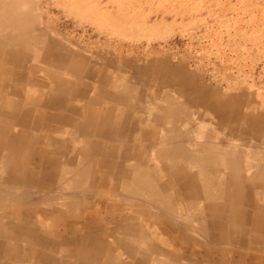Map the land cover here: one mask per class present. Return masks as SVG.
<instances>
[{"label":"crops","instance_id":"0c3cea01","mask_svg":"<svg viewBox=\"0 0 264 264\" xmlns=\"http://www.w3.org/2000/svg\"><path fill=\"white\" fill-rule=\"evenodd\" d=\"M32 23H35V25L33 24L34 28L39 25L38 22ZM38 27L40 28V25ZM46 35V33L43 34V37H46ZM39 39L38 37L37 41V38H35V44L27 48L16 46L13 48H3L0 46V65L2 63L4 68L2 70L4 73H0V92H2L0 93L2 94L0 95V115H2L0 116V122L3 126L2 129H5L2 133L5 132L8 135L12 132L11 129L15 128L17 131H20L19 134L34 139L39 135H48L60 140H65L66 142L62 144H57V146L55 145L48 148L60 153L59 160L66 159L63 157L64 152H71L72 156L70 157L76 160L77 155L75 153L77 152V147L83 145L85 142H83L85 138L84 134L87 132L84 127L80 126H84L87 120L88 124L91 121V125L89 126L91 129L89 127L86 128H89L88 134H91L89 137L91 140V154L88 157L90 159L87 158L88 161H91V227L83 228L81 229L82 231H80V235L84 239L89 238L91 240V244H89L91 245V257H93L91 264H97L103 260H106L104 261L105 263H113L115 261V264H124L122 259H124V255H127L129 251L134 255L138 254L137 249H135V244H131L129 241L130 235L125 234V230L132 231L131 226L136 227L141 223V225L144 226L143 223H145V220L142 215L140 216V218L142 217L141 219L130 218L136 216L134 212L138 209H146L153 217L163 216L167 218L166 220L173 221L175 228L170 230L169 234L177 240L175 242L176 245L184 241L189 242L190 246L193 245L196 239L191 236V232H207L211 237V247L218 244L220 240L217 233L221 227L211 224L214 218L207 220L202 229L198 223L204 214L216 216H222L228 213L232 214L227 211L229 207H226V210H224L225 199L221 193H223V184L226 185V183H228L226 187L228 191V185H230V182H236L234 178L239 176V173L242 172L241 174L245 178L248 177L249 182L252 179H264V146H258L264 144V111L255 110L254 112L260 116L256 120V123L259 124L258 130L257 133L254 134L253 132L256 130L255 128H251L254 124L241 123L240 119L234 120L236 117H234L233 109L240 113L241 97L239 93L228 88L224 89L218 85L200 82L198 79L194 78L190 70L184 67L165 64L161 68H159L161 65L154 66L151 76L152 93L147 101L144 99L138 101L137 98L133 97L135 94L130 88L112 85L114 81L111 82L112 87L110 90L106 89L103 91V93L108 92L112 95L111 99L101 98V90H97L98 87H95L91 90V101L80 95L82 87H86L85 84H81V82L77 81L79 84L73 87L72 81L74 82L75 80L66 78L64 75V73L75 75L73 72H67V70H65V67L69 66L71 62H74V59L68 60L65 58L64 53V51L74 50H66L62 38L61 40H56L54 45L50 48H48L45 42V48L42 49L38 47V42H40ZM78 59L79 58H75V60L80 61ZM87 67L89 66L86 65L85 71V64L77 66L76 74L81 76L85 72L89 73L90 71L87 70ZM2 71L0 69V72ZM20 71H22V73H20ZM27 72L30 77L37 78L41 85L26 81L25 79L28 76ZM49 72L60 73L58 77L63 80L64 83L70 85L65 87L63 84L62 88H55L53 81L48 79L50 76L47 73ZM160 72L167 73L168 80L166 79V82L168 85H157L156 87L154 85L156 84L154 80H156L155 78L159 76L156 75ZM49 81L53 83L50 89L51 92L54 93V91H56L59 97H61V104L58 106H49L46 100H42L44 96L47 99L46 95L48 93L46 92L49 90V87L44 86L43 83L48 86ZM4 86L9 87L10 91H3L2 88H4ZM17 89L19 90L18 93ZM29 92H32L33 95L36 96L29 97ZM4 93L8 95L6 96ZM38 93H44L45 95H37ZM124 95L126 96L124 97ZM220 100H222L223 106L215 105V103ZM14 106L15 108H13ZM69 107H72V109ZM87 107L89 109L91 107V115ZM6 112L8 115H6ZM11 115L15 117L13 118ZM51 115L57 116L56 119L59 118L60 121L74 120L77 122V125L76 127L72 125H60L65 123L58 122L55 124L57 127H60V129L52 133L50 129L47 128V119H49ZM11 119L12 121H10ZM23 119L26 123L21 122ZM166 127L170 129L167 130ZM112 131L116 135L111 138L108 133L111 135ZM167 135L168 137L166 138ZM174 142H176V145ZM173 146L175 148H173ZM39 147L35 145V149L39 150L41 148ZM256 147H258L260 151L256 150ZM176 152L180 153L181 156L184 155L186 158L183 157L184 159H182ZM104 159L106 162L103 161ZM99 160L100 162L98 163ZM111 160H113V162ZM39 162V160L32 156L29 158V163L31 165L45 166V163L43 164V162H40L39 164ZM121 164H123V166ZM117 167L123 168L119 169ZM93 169L95 171H93ZM249 169L251 174L248 172ZM244 171L247 176H245L246 174ZM106 172L107 174H105ZM143 174H147V177H144ZM118 175L121 177L119 178ZM251 175H253L254 178ZM142 177H144L143 180H148V183L151 184L153 188L156 187L155 189L157 191H163V194L170 196L173 202L171 208L167 209L164 206H160V204L149 205L151 203L149 198H145L146 196H144L143 192L138 190L139 181L142 180ZM260 186V181L253 184H245V186H243V192H245V195L248 193V196H250V199H253V201L248 202L247 210L245 211V207L242 205L244 204V198H242L241 202L239 200V203L235 204L238 206V208H236L238 209L237 213H239L241 209L249 214L250 217L255 216V214H262L264 217V208L262 209L263 212L258 211V208H256V210L253 208L255 207L254 203L260 206L264 203V192H262L264 188H260ZM164 189L166 191H164ZM232 189L231 186V191ZM113 190L116 191L113 192ZM116 192L117 194H114ZM187 192L191 193L189 194ZM98 194H100V196ZM118 194L124 196L126 200L125 198H123V202L118 200L120 197ZM219 196H222V198ZM145 199H148L150 203L147 204ZM101 200H103V204ZM207 201H217L216 206H208V204H206ZM115 209H117V211ZM170 209H172V212ZM167 210H170V212ZM56 215L60 218L65 217L67 220L71 221L77 220L74 219V217L68 219L66 215H62V213H56ZM135 221L137 223H135ZM78 227L80 228V226ZM99 227L101 228L100 230L98 229ZM90 228H92L90 231L91 237L88 233ZM150 228L157 233L168 232L161 225L157 227L153 225V227ZM54 229L55 235L53 237H72V244L63 245L62 247L70 248L73 246L74 248H79L84 245L82 241H80L78 234L71 233L66 229L55 226ZM253 229L255 228L251 227L250 231H253ZM62 231L67 233L62 234L63 237L59 236ZM41 232H44V229ZM98 232L101 233L104 243L100 248L102 253L99 254V256H97V245L95 244V239L99 234ZM253 232V235L251 234L248 240L249 246H251V248L253 247L252 249L255 253L257 252L258 255H262L257 249L260 251L264 249V219L263 228L255 229ZM164 234L152 238L153 241L155 240L158 242V246H168L169 241ZM118 239L122 242H117L116 240ZM54 245L57 246V244ZM46 247H48V245ZM190 252V249L186 250V253ZM168 260L175 261L173 258H169ZM218 261L219 260H216V262Z\"/></svg>","mask_w":264,"mask_h":264},{"label":"rangeland","instance_id":"374dc122","mask_svg":"<svg viewBox=\"0 0 264 264\" xmlns=\"http://www.w3.org/2000/svg\"><path fill=\"white\" fill-rule=\"evenodd\" d=\"M30 5L32 9L31 15L35 18L38 17L36 21H39L41 24L43 23V25H48V29L51 28L49 32H53L54 29L57 30L56 32H58L65 44L64 48L66 47L65 49L74 50L69 52L64 51V53L65 58L68 60L74 59V62H71L69 66H71V68L73 65L75 66V69H72L73 71L67 70L68 66L65 67V70H67V72H73L75 75H71L70 73H64V75L66 78L76 81H72L73 87L78 85L79 82L86 85V87H82L81 89L83 93L80 92L81 96L91 100V90L98 87L97 90L100 89L102 95H104L102 96L99 94L101 98L111 99L112 95L108 92H104V94L103 91L106 89L110 90L112 87L111 82L114 81L112 85L130 88L135 94L133 97L137 98L138 101H142V99L147 101L152 93L151 76L154 66L161 65L159 68L164 64L181 66L190 70L194 78L198 79L200 82L218 85L224 89L228 88L239 93L241 97L240 113L233 109L234 117H236L234 119L240 118L243 122L254 124L251 128H255L256 131L253 132L254 134L257 133L259 124L256 123V120L260 116L254 112L255 110L264 111V0H30ZM75 58H79L78 60L80 61L75 60ZM81 64H85V71L86 65H88L89 67H87V70L90 72H85L79 76L76 74V67ZM156 76H158L155 78L156 80H154V82L156 81V84H154L156 87L157 85H168L166 82L168 80L167 73L160 72ZM30 78L33 79V77ZM35 83L40 85L39 82H34L33 84ZM63 84L65 87L70 85L64 83V81L62 85ZM2 90L10 91L7 86H4ZM4 94L6 96L8 95L6 93ZM125 96L126 95H124V97ZM221 102L222 100L216 102L215 105L223 106ZM223 104L225 105L224 102ZM69 108L72 109V107ZM87 109L90 111L89 114L91 115V107L90 109L87 107ZM243 115L244 117L247 116L248 120L244 119V117H242ZM58 122L65 123L60 125L67 126H73L77 123L74 120H58ZM85 123L84 126L80 127L85 128L91 125V121L89 124L88 120ZM0 124V126H2L1 122ZM51 124L50 131L54 133L53 131L57 128V125L54 123ZM13 132L14 131L10 132L8 135L4 133V136H0V155L3 158L7 157L10 153L9 156H12L8 157V159H11L12 163L13 160L16 161V159L28 160L29 163V158L32 156L37 159V154L39 152H43L44 154L48 152V154L51 155V152H54V150L48 147L57 146V144L66 142L60 139L55 140V137L50 136L49 140L51 142H47L48 145H46V142L43 144V139L38 142L36 138L34 139L19 134L20 131L16 130V132ZM1 134L2 132H0V135ZM112 136H114V134ZM10 144H13L15 150L13 149L12 151V148H10L11 150L9 149ZM35 145L41 148L39 147V150L35 149ZM258 146H264V144ZM26 150L27 152H24ZM256 150L260 151L258 147H256ZM57 153L60 158V153ZM75 154L80 157L79 153L77 154L76 152ZM70 155L72 156L71 152L63 153L64 158ZM77 156L76 158H78ZM29 165L31 164L29 163ZM34 167L37 168L39 166ZM4 172L9 174L8 170ZM90 176L91 174L88 170V174L84 177L83 182L73 186V188L75 187L74 192H76L74 195L71 196V193L63 195L67 202L73 203L72 207H70L73 208V212L68 211V206L59 203V196L54 193L55 185L51 183L48 184L44 181L38 182L35 186L31 185L28 187L24 185L23 187H19L14 186L15 182L9 178H0V193H2L0 196V204L5 201L3 202L4 205L9 204L11 206L13 204L12 207L22 208L32 204V198L38 199L39 202L33 204L36 206L38 205L47 215L41 218L32 216L30 221L31 224L35 226L38 233L46 234V236L50 238L55 235L54 226L56 222L61 219L55 215L57 213H55V208L61 209L62 215H66L68 219L74 217V219L80 220L83 217V208L86 204L91 203ZM246 180L248 179H245V181ZM246 183L253 184L247 181ZM227 184L228 183L223 185V192H227ZM260 184L261 187H264V182ZM228 186L229 190H231V186L235 188L232 182H230ZM155 188V192H158ZM1 190H5L6 192L3 194ZM14 190H17L15 192L16 195L15 193H12L14 196L6 194L14 192ZM263 191L264 190H262V192ZM158 193H161L165 200L164 204L161 206H166L165 208L168 209L171 208L173 202L170 196L166 197V194L162 192ZM10 197L12 202L9 199ZM224 199V204L226 206L230 205L231 200ZM145 201L147 204L150 203V201L146 199ZM211 202L217 203V201H207L206 204L209 205ZM243 203L242 205L245 207L246 211L248 205L246 198H244ZM170 210L172 212V209ZM170 210L167 211L170 212ZM147 216L149 217L148 220L153 221L155 219L154 222L157 220L161 222L163 220L164 222L166 221L168 225L175 227L173 222L166 220L167 218L163 216L153 217L150 214ZM207 217H209V219L214 218L211 222L214 226L217 225L216 222L219 223V221H221L220 218L214 215L204 214L200 219L201 222L199 221L198 223L201 229L204 224H206L205 220H209ZM252 219L253 216L250 217L248 214L249 228L246 223L242 224L241 227H244H239L238 230L230 227L232 230L228 229V234L231 233L235 235L234 237H239L243 234L241 229H245L246 234L244 235L246 240H249L250 235H253V231H255V229H253V231L249 230ZM224 220L226 223L228 222L225 217ZM4 221L13 224L15 218L11 215H4V213H2L0 214L1 227L5 226ZM166 223L165 226H167ZM158 225L161 224H156L155 226L157 227ZM59 228L63 229L62 227ZM163 228L168 231L164 232L167 235L161 232H154L151 228L149 229V233L145 232L143 237L146 236L147 239L141 241V246L137 249L138 252L140 249V252L135 255L127 253V255H124L122 262L128 264V262L132 261L134 258L138 261H143V264H173L175 261L168 260L169 258L175 260L172 252L169 251V248H172L171 243L173 242L170 240L173 237L169 235L170 230L165 227ZM43 229L44 232H41ZM226 229L227 227L224 228V230ZM221 230L223 229L219 230L217 233L218 235ZM65 233L66 232L62 231L61 236ZM162 234H164L169 241L167 247L158 246V242L155 240L153 241L154 247H151L152 244L146 241L150 239L151 236L153 238L154 236L157 237ZM191 236L197 241L211 246V237L207 232H191ZM64 238H69L70 240V237ZM6 240L10 242L7 243ZM72 242L73 241L70 243L72 244ZM231 242L232 239L225 243ZM142 244L145 245L142 246ZM222 245L224 244L219 241L218 244L212 247L218 248V246L220 247ZM22 247V244L17 238L10 236V234L8 236L7 233H4L2 230L0 233V256L10 254L15 258L13 260L1 258L0 263L40 264L38 257H34L31 253L27 254L28 258L26 260L21 261L17 259L21 258L24 253ZM36 247L38 250L45 251V253L51 257L57 254L56 250L58 247L54 246L53 243L48 244V247H40L39 245ZM146 247L148 248L146 249ZM160 248L168 250L165 254L161 255L159 253ZM69 249L74 250V247L71 246ZM5 250H7V252ZM257 251L264 255V249L263 251L262 249L261 251L257 249ZM15 252H17V254ZM61 253L64 254V251ZM156 254L158 255L156 256ZM215 257L218 258V256ZM200 260L201 258H198L197 262L200 263ZM104 261L106 260L98 262L97 264H110ZM180 262H183V260L176 261L177 264H180ZM115 263L114 261L111 264Z\"/></svg>","mask_w":264,"mask_h":264},{"label":"bare ground","instance_id":"6f19581e","mask_svg":"<svg viewBox=\"0 0 264 264\" xmlns=\"http://www.w3.org/2000/svg\"><path fill=\"white\" fill-rule=\"evenodd\" d=\"M32 2V1H31ZM31 5H30V0H0V46L3 48L6 47H30L33 46L35 44V38H37L38 41V37L40 38L39 41V46L42 49L45 48V42L48 46V48L52 47L55 43L56 40H61V36L58 34V32H56L57 30H53V32H49L48 29V25H43V23L41 24L39 21V25L40 28L38 27L39 25L33 26V24L35 25V23L32 22H37L36 20H38V17H34L33 15H31ZM43 19V18H42ZM51 31V30H50ZM47 34L46 37H43V34ZM47 38V39H46ZM62 42V41H60ZM59 42V43H60ZM37 43V42H36ZM65 45V44H64ZM36 46V45H35ZM66 48V47H65ZM35 49V48H34ZM40 49V50H42ZM63 49V48H62ZM37 50V48H36ZM34 50V51H36ZM65 50V49H64ZM68 50V49H66ZM39 51V50H38ZM44 51V50H42ZM27 52V51H26ZM69 52V51H68ZM25 55V54H24ZM29 55V54H28ZM24 58V57H23ZM62 61V60H61ZM1 62V61H0ZM5 62V61H4ZM4 64V63H3ZM12 64V63H11ZM1 71L4 69L2 66V63L0 65ZM15 67V66H14ZM72 69H75V66L73 65V67L71 68V66H68L67 70L73 71ZM50 71V70H49ZM29 72V71H28ZM27 72V73H28ZM0 73H4L3 71ZM10 73V72H9ZM16 73V72H15ZM20 73H22V71H20ZM50 77H48L49 80H52L54 83L55 88L56 87H61L62 88V83L63 80H61L58 75H60V73H53V72H49L47 73ZM13 75V74H12ZM38 75V74H37ZM6 76V75H5ZM4 76V77H5ZM3 77V78H4ZM47 77V76H46ZM183 78V77H182ZM37 79V78H36ZM46 79V78H45ZM28 82L34 83V82H39L40 81L37 79L35 80V78H30L29 77V73L27 78L25 79ZM44 80V79H42ZM5 81V80H4ZM18 82V81H17ZM27 82V83H28ZM156 82V81H155ZM19 83V82H18ZM51 81L48 82V86L43 83L44 86L49 87V90L46 97L47 99L44 98L42 100H46L47 104L49 106H58L61 104V97H59L58 93H56V91L51 92V88H52V84ZM13 84V83H12ZM10 85V83H9ZM41 85V83H40ZM8 86V85H7ZM11 87V86H10ZM14 87V86H13ZM9 88V87H8ZM58 89V88H57ZM184 89V88H183ZM18 90V89H17ZM61 90V89H60ZM65 90V89H64ZM185 90V89H184ZM187 90V89H186ZM14 91V90H12ZM50 91V92H49ZM19 92V90L17 91V93ZM53 93V94H52ZM40 94V93H38ZM2 95V94H0ZM23 95V94H22ZM28 95V93H27ZM41 95H45L44 93H41ZM20 96V95H19ZM32 96H36L33 95L32 92H29V97ZM19 98V97H18ZM21 99V98H20ZM22 100V99H21ZM92 101V100H91ZM14 102V101H13ZM41 102V101H40ZM17 103V102H16ZM222 103V102H221ZM46 104V103H45ZM264 105V104H263ZM172 106V105H171ZM15 108V106L13 107ZM173 108V107H171ZM175 108V107H174ZM71 109V108H70ZM165 109V108H162ZM161 109V110H162ZM169 109V108H167ZM137 110V109H136ZM14 111V110H13ZM12 111V113H13ZM47 111V110H46ZM16 112V111H15ZM90 112V111H89ZM7 113V112H6ZM11 113V112H10ZM48 113V112H47ZM107 113V112H106ZM248 113V112H247ZM250 113V112H249ZM52 114V113H51ZM108 114V113H107ZM159 114V113H158ZM244 114V113H243ZM246 114V113H245ZM256 114V113H255ZM8 115V113L6 114ZM100 115V114H99ZM103 115V114H102ZM164 115V114H163ZM251 115V114H250ZM248 115V116H250ZM2 116V115H0ZM12 116V115H11ZM105 116V114H104ZM156 116V115H155ZM246 116V115H245ZM13 117V116H12ZM15 117V116H14ZM13 117V118H14ZM163 117V116H162ZM244 117V115L242 116ZM12 118V119H13ZM18 118V117H17ZM16 118V121H17ZM20 118V117H19ZM142 118V117H141ZM154 118V117H153ZM12 119L10 121H12ZM156 119V118H155ZM240 119V118H239ZM244 119H247V116L244 117ZM58 119H56L55 116L51 115L49 119H47V125H48V129H50V124L51 123H58ZM137 120V119H136ZM151 120V119H150ZM154 120V119H153ZM236 120V119H234ZM1 121V120H0ZM5 121V120H4ZM9 121V120H8ZM19 121V120H18ZM133 121V120H132ZM162 121V120H161ZM238 121V120H237ZM21 122L26 123V121L23 119L21 120ZM42 122V121H41ZM138 122V121H137ZM136 122V123H137ZM241 123H247V122H243V120L241 121ZM20 123V122H18ZM231 123V122H230ZM46 124V123H45ZM101 124V123H100ZM159 124V123H158ZM1 125V124H0ZM21 125V124H20ZM52 125V124H51ZM56 125V124H55ZM77 123H75L73 125L76 126ZM99 125V124H98ZM135 125V124H134ZM139 125V124H138ZM136 125V126H138ZM53 126V125H52ZM90 125H88L89 127ZM78 127V126H77ZM172 127V126H170ZM3 126H0V132H2L5 129H2ZM5 128V127H4ZM87 127H85L84 129L87 131L84 135V140H83V145H79L77 147V154L79 153L80 157L76 158V160L72 157H67L65 160H59V155L56 151L51 152V155H49L48 153L44 154L43 152H39L37 154V160H39L40 162H43V164L45 163V166H40L35 168L34 166L29 165L28 160H17L14 161L12 163L11 159H8V157H11L9 155H7V157H3L0 155V178H9L11 179L14 183V186H19V187H23L24 185L30 187L31 185L35 186L38 184V182H47L48 184L51 183L52 185H55V191L54 193L57 194L59 196V203L64 204L66 206H68V211L73 212L72 209L70 208L72 207V204L70 202H67V200L64 198L63 195H66L67 193H71L70 195H74L76 192H74V188L73 186L75 185H79L83 182L84 177L86 176V174H88V170L91 174V161H88L89 155L91 154V140L89 139L91 134H88L89 132V128L91 129V127H89L88 129H86ZM107 128V127H106ZM167 128V127H166ZM2 129V130H1ZM10 129V128H9ZM45 129V128H44ZM46 129V130H48ZM60 128L57 127L54 129V133L56 131H58ZM170 129V128H169ZM167 128V130H169ZM243 129V128H242ZM7 130V129H6ZM12 131L16 132L15 129H11ZM138 130V129H137ZM91 131V130H90ZM13 132V133H14ZM105 132V131H104ZM175 132V131H173ZM3 132L0 136H4ZM6 134V133H5ZM16 134V133H15ZM51 134V133H49ZM77 134V132H76ZM115 135V133L112 131L111 135L110 133H108V135L111 137L112 135ZM7 135V134H6ZM17 135V134H16ZM13 135V136H16ZM82 135V134H81ZM80 135V136H81ZM98 135V134H97ZM107 136V135H106ZM168 137V135L166 136V138ZM50 136L48 135H39L36 136V139H38V142L40 140L43 139L42 142H44L43 144L48 145L47 142H51L49 140ZM7 139V138H6ZM9 139V138H8ZM12 140V139H11ZM15 140V137H14ZM55 140H58V138H56ZM222 140V139H221ZM15 143V142H14ZM176 145V142H174ZM173 143V144H174ZM171 144V143H170ZM178 144V143H177ZM229 144V143H228ZM169 145V144H168ZM174 145V146H175ZM172 146V145H171ZM170 146V147H171ZM173 146V148H175ZM178 146V145H177ZM227 146V145H226ZM96 147V146H95ZM236 147V146H235ZM12 148V151L14 149L13 144H10L9 149ZM111 148V145H110ZM183 148V147H182ZM227 148V147H226ZM230 148V147H229ZM8 149V150H9ZM96 149V148H95ZM98 149V148H97ZM11 150V149H10ZM15 150V149H14ZM183 150V149H182ZM5 151V150H4ZM23 151V150H22ZM246 151V150H245ZM24 152H27L24 151ZM29 152V151H28ZM190 152V151H188ZM23 153V152H22ZM87 155H86V154ZM159 153V152H158ZM168 153V151H167ZM178 153V152H176ZM175 153V154H176ZM84 154V155H82ZM180 155V153H178ZM129 155V154H128ZM134 155V154H133ZM138 155V154H137ZM21 156V155H20ZM29 156V155H28ZM88 158H86V157ZM177 156V155H176ZM181 156V155H180ZM229 156V155H228ZM173 157V155H172ZM186 158L184 155L181 156L182 159ZM92 158V157H91ZM106 158V157H105ZM27 159V157H26ZM103 159V158H102ZM127 159V158H126ZM121 160V159H120ZM171 160V159H170ZM175 160V158H174ZM105 161V159L103 160ZM113 162V160H111ZM124 161V160H123ZM236 161V160H235ZM38 162V161H37ZM39 162V164H40ZM100 162V160L98 161V163ZM106 162V161H105ZM104 162V163H105ZM233 162V161H232ZM242 162V160H241ZM240 162V163H241ZM90 163V164H89ZM129 163V162H128ZM177 163V162H176ZM174 163V164H176ZM236 163V162H235ZM108 164V163H107ZM124 164V163H123ZM123 164H121L123 166ZM113 165V164H112ZM152 165V164H151ZM166 165V164H165ZM226 165V164H225ZM99 166V165H98ZM103 166V165H102ZM106 166V165H105ZM119 168V167H117ZM116 168V169H117ZM123 168V167H122ZM119 168V169H122ZM95 169V168H94ZM93 169V171H95ZM100 169V168H99ZM183 169V168H182ZM244 169V168H242ZM8 170L9 174L5 173L4 171ZM178 170V168H177ZM181 170V169H179ZM108 171V170H107ZM182 171V170H181ZM250 171V169H249ZM248 171V172H249ZM116 172V171H114ZM119 172V171H118ZM132 172V171H131ZM172 172V171H171ZM245 172V171H244ZM247 172V173H248ZM112 173V172H111ZM228 173V172H227ZM242 173V172H241ZM241 173H239V176L235 177L233 176L234 180H236V182H232L235 186V188L227 192H223L221 193L223 198L226 199H230L231 203L230 205H225L224 204V210H226V207H229V209H227L228 212H231L232 214H224L222 216H216L221 219V221H219V223H217V226L221 227L220 229H223L220 231L218 237L219 240L222 242V246H218V248H214L209 246L208 244H205L201 241H197L194 240L193 245H189V242H180L178 243L179 245H176L175 242L177 241L174 237L170 240L172 244V248H169V251L172 252L173 257L175 258V261H179V260H183V262H180V264H264V255H258L257 252L255 253L253 251V247L251 248V246H249V241L246 240V237L244 234H246L245 229H241L242 231V235L239 237H234L235 235L229 233L228 234V229H231L230 227L235 228L236 230H238V228H243L244 226L241 227L242 224H247L248 226V214H246L245 211H241V209L239 210L240 212L237 213L238 206H236L235 204L239 202V200L241 201L242 198H246L247 202H251L253 201V199H250V196H248V193L245 195V192H243V189L246 185H248V183H246L245 179H248V177H244ZM250 173V172H249ZM248 173V175H249ZM256 173V172H255ZM97 174V173H96ZM101 174V173H100ZM107 174V172L105 173ZM132 174V173H131ZM130 174V175H131ZM246 174V172H245ZM251 174V173H250ZM144 177L147 176L146 174H143ZM119 176V175H118ZM125 176V175H123ZM150 176V175H149ZM172 176V175H171ZM247 176V174L245 175ZM253 176V175H251ZM91 177V176H90ZM96 177V176H95ZM113 177V176H112ZM121 176H119L120 178ZM130 177V176H129ZM143 177V178H144ZM262 177V176H261ZM109 178V177H108ZM114 178V177H113ZM125 178V177H123ZM142 180L139 181V185H138V190L140 192H143L144 196H146L145 198H149V200L151 201V204H160L163 205L164 204V197L161 193L158 192H163V191H158L155 192L153 186L151 184L148 183V180ZM254 178V176H253ZM258 179V178H257ZM7 180V179H5ZM95 180V179H94ZM131 180V178H130ZM133 180V179H132ZM232 180V179H231ZM244 180V181H243ZM256 179H252L250 180L251 183H255L257 181L264 182V179H260V180H256ZM118 181V180H117ZM121 181V180H120ZM135 181V180H134ZM233 181V180H232ZM248 181V180H247ZM6 182V181H5ZM72 182V183H70ZM92 183V181H90ZM119 182V181H118ZM127 182V181H125ZM133 182V181H132ZM191 182V181H190ZM193 182V181H192ZM195 182V179H194ZM249 182V181H248ZM11 183V182H10ZM88 183V181H87ZM90 183V184H91ZM122 183V182H121ZM129 183V182H128ZM124 184V183H123ZM135 184V183H133ZM172 184V183H171ZM170 184V185H171ZM259 184V182H258ZM93 185V184H92ZM127 185V183H126ZM224 185V184H223ZM162 186V185H161ZM222 186V185H221ZM3 187V186H2ZM5 187V186H4ZM120 187V185H119ZM131 187V186H130ZM169 187V185H168ZM184 187V186H183ZM253 187V186H252ZM261 187V186H260ZM7 188V187H5ZM18 188V187H17ZM128 188V187H126ZM125 188V189H126ZM160 188V187H159ZM171 188V187H170ZM181 188V187H180ZM264 188V187H263ZM122 189V188H120ZM168 189V188H167ZM25 190V189H23ZM49 190V189H47ZM51 190V189H50ZM101 190V189H99ZM103 190V189H102ZM184 190V189H183ZM4 194V192H6L5 190H1ZM17 190H14V192L11 193H6L8 195H12V193L14 194ZM106 191V190H105ZM116 190H113V192ZM136 191V189H135ZM157 191V190H156ZM164 191H166L164 189ZM182 191V190H181ZM186 191V190H185ZM190 191V190H189ZM26 192V191H25ZM50 192V191H49ZM109 192V191H108ZM112 192V193H113ZM129 192V191H128ZM264 192V191H263ZM98 193V192H97ZM100 193V192H99ZM137 193V192H136ZM185 193V192H184ZM189 193V192H187ZM186 193V194H187ZM191 193V192H190ZM189 193V194H190ZM253 193V192H252ZM2 193H0L1 196ZM18 194V193H17ZM24 194V193H23ZM105 194V193H104ZM114 194H117L114 193ZM121 194V193H120ZM16 195V193H15ZM50 195V194H49ZM100 196V194H98ZM119 195V194H118ZM168 195V194H167ZM5 196V195H2ZM14 196V195H12ZM18 196V195H17ZM30 196V195H29ZM63 196V198H62ZM117 196V195H116ZM120 200L124 201L123 198H125L124 196L119 195ZM191 196V195H190ZM218 196V195H217ZM222 196H219L220 198H222ZM122 197V198H121ZM129 197V195H128ZM141 197V196H140ZM167 197V196H166ZM169 197V196H168ZM31 198V197H30ZM29 198V200H30ZM118 198V199H119ZM11 200V197L9 198ZM109 200V199H108ZM126 200V198H125ZM128 200V199H127ZM148 200V199H147ZM256 200V199H254ZM106 201V200H105ZM113 201V200H112ZM238 201V202H237ZM5 202V201H3ZM2 202V204H0V214L4 213V215H11L12 217L15 218V222H13V224H10L8 221H4L5 226L1 227L0 226V233L3 230L4 233H7V235L9 236H14V238H17L18 241L22 244V248H23V255L21 256V258H17L21 261L26 260L27 254L31 253L34 257H38V261L40 264H89L91 263V260L93 257H91V240L89 238H83L80 235V231H82L81 229L83 228H88L91 227V203L86 204V206L83 208L82 213H84L83 217L80 220H67L65 217L59 219L56 224L55 227H62L63 229H66L68 231H70L71 233L74 234H78L80 241H82V243L84 244L82 247L79 248H74L73 249H69V248H64L62 247L63 245H68L71 241H72V237L70 236V240L69 238H58L57 237H53V238H49L48 236H46V234H41L38 233V231H36L35 226L33 224H31L30 218L32 216H38L39 218L46 216L47 214L45 212H43V210L40 209V207L37 205H34L33 203H38L39 200L38 199H34L32 198V204L26 205L22 208L19 207H12V205L10 206L8 203V205H4ZM12 202V200H11ZM114 202V201H113ZM10 203V202H9ZM101 203L103 204V200H101ZM225 203V202H224ZM6 204V203H5ZM246 204V203H245ZM255 204V210L256 208H258V211H262V209L264 208V204L258 205L256 203ZM107 205V204H106ZM105 205V206H106ZM109 205V204H108ZM209 205L211 206H216V202H211L209 203ZM208 205V206H209ZM20 206V205H19ZM52 206V205H51ZM107 207V206H106ZM153 207V206H152ZM166 207V206H165ZM119 208V207H118ZM210 208H215V207H210ZM218 208V207H217ZM235 208V209H234ZM168 209V208H167ZM201 209V208H200ZM51 210V209H50ZM55 213H62V210L59 208H55ZM113 210V209H111ZM117 211V209H115ZM48 211V210H47ZM50 212V211H48ZM113 212V211H112ZM155 212V211H154ZM263 212V211H262ZM136 214L135 217H130V218H134V219H139L140 216L142 215L144 217L145 223L144 226L139 224V226H131V230H125V234L126 235H130L129 237V241L131 244H135V249H138L139 246H141L140 241H142L143 239H147L146 236L143 237V234H145V232H150V227L153 225L155 226L156 224H161V226L167 228L168 230H173L175 227H172L171 225H168L166 223V221L164 222L163 220L160 222L159 220H157L156 222L155 219L153 221L148 220V216L149 212L146 209H138L135 210L134 212ZM49 214V213H48ZM199 214V213H198ZM255 214V213H254ZM56 215V214H55ZM57 216V215H56ZM71 216V215H70ZM120 216V215H119ZM204 216V215H203ZM94 217V216H92ZM110 217V216H109ZM225 219L229 222L226 223ZM59 218V217H58ZM76 218V217H75ZM96 218V217H95ZM142 218V217H141ZM140 218V219H141ZM206 218V217H205ZM209 219V217H207ZM101 219V218H100ZM117 219V218H116ZM263 219L264 217L262 216V214L253 216V219L251 221V227H254L255 229H261L263 228ZM104 220V219H103ZM119 220V219H118ZM218 220V219H217ZM251 220V219H250ZM97 221V220H96ZM216 221V220H215ZM99 222V220H98ZM139 222V221H138ZM173 222V221H171ZM201 222V221H200ZM206 222V220H205ZM34 223V222H33ZM96 223V222H95ZM94 223V225H95ZM135 223H137L135 221ZM165 223L167 224V226H165ZM132 224V223H131ZM129 224V225H131ZM120 225V223H119ZM134 225V224H133ZM205 225V224H204ZM80 226V228L78 227ZM99 226V225H98ZM121 226V225H120ZM101 227V226H100ZM98 228L99 230L101 228ZM124 227V226H123ZM226 230H224V228H226ZM250 227V229H251ZM69 228V229H67ZM96 228V227H94ZM249 228V226H248ZM92 228L89 229V232L87 230V232L89 233V236L91 237V231ZM115 229V228H114ZM186 229V228H185ZM249 229V230H250ZM86 230V229H85ZM190 231V230H189ZM248 231V230H247ZM94 232V231H93ZM185 232V231H184ZM99 233V232H98ZM147 233V234H148ZM198 233V232H197ZM58 234V233H57ZM180 234V233H179ZM18 235V236H17ZM135 235V236H134ZM170 235V234H169ZM61 236V234H60ZM75 236V235H74ZM77 236V235H76ZM63 237V236H62ZM126 237V236H125ZM148 237V236H147ZM185 237V236H184ZM187 237V236H186ZM232 237V238H231ZM48 238V239H46ZM187 239V238H186ZM185 239V240H186ZM193 239V238H192ZM233 244L231 243H225L228 240H231ZM95 244L97 245L96 251H97V256H99V254H101V250L100 248L104 245L103 243V237L101 236V233L98 234V236L95 239ZM128 240V239H127ZM183 240V239H182ZM117 242H119L120 240H116ZM145 241V240H144ZM148 243L152 244L151 247L154 246L153 240H152V236L150 237V239L146 240ZM7 242V240H6ZM10 241H8L7 243H9ZM122 241H120L121 243ZM209 242V241H208ZM253 242V241H251ZM57 244L58 248L56 250L57 254H54V256H49L45 253V251L43 250H38L37 249V245H39L40 247L42 246H47L48 244ZM213 243V242H212ZM12 244V243H10ZM9 244V245H10ZM8 245V248H9ZM145 245V244H144ZM142 244V246H144ZM263 245V244H262ZM56 246V245H54ZM7 248V247H6ZM13 248V246H12ZM148 247H146L147 249ZM17 249V248H16ZM15 249V250H16ZM121 249V248H120ZM187 249H191L190 253H186ZM10 250V249H9ZM20 250V249H19ZM168 250V249H167ZM167 250L165 248H160L159 249V253L165 254L167 252ZM7 252V250H5ZM62 251H64V254L61 253ZM150 251V249H149ZM184 251V252H183ZM263 251V249H262ZM140 252V249H139ZM138 252V253H139ZM11 253V252H10ZM13 253V252H12ZM17 254V252H15ZM26 253V254H25ZM129 253H131L129 251ZM128 253V254H129ZM30 254V255H31ZM94 254V253H93ZM262 254V253H260ZM157 256V255H156ZM215 256H218V258H216ZM133 257V256H132ZM1 258H7L8 260H13L15 257L13 255L10 254H5L4 256H0ZM198 258H201L200 263L197 262ZM114 259V258H113ZM158 259V257H157ZM112 260V259H111ZM155 260V259H154ZM160 260V259H159ZM166 260V259H165ZM216 260H219L218 262H216ZM143 261H138L137 259H134L132 261H129L128 264H143ZM156 263V262H155ZM179 263V262H178ZM1 264V263H0ZM111 264V263H110ZM152 264V263H151ZM173 264H177L176 262H174Z\"/></svg>","mask_w":264,"mask_h":264}]
</instances>
